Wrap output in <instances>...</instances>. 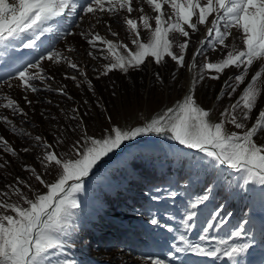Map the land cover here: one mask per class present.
Returning a JSON list of instances; mask_svg holds the SVG:
<instances>
[{"label": "rangeland", "instance_id": "1", "mask_svg": "<svg viewBox=\"0 0 264 264\" xmlns=\"http://www.w3.org/2000/svg\"><path fill=\"white\" fill-rule=\"evenodd\" d=\"M10 2H15V0H10ZM76 2L80 7L74 14L69 12L64 17L51 22L57 31L46 33L37 41L36 46L40 51L37 50L38 52L32 55L34 57L28 61V64L40 63L45 74L54 78L46 82L51 86L50 88L45 87L41 81H33L40 90L36 93L26 92L15 79L19 71L26 68L20 62L21 57L16 52L19 51L23 43L27 42L28 38H31L30 34H25L21 39H13L0 44V104L7 102L2 99L7 96L15 99L27 113L26 116L13 114L11 109L0 107V115L7 116L16 126L14 132L11 125L0 122V136L8 140L9 145L17 152L16 156H12L0 148V163L6 164V167L0 168V199L9 203L23 204V201L12 193L9 187V185H15L17 177L32 185V191L24 189L29 198H34L37 192L46 191L31 173L25 171L26 165L36 168L47 181L51 182L55 179L54 175L46 174L40 165L38 157L42 153V148L35 140L36 136L43 137L46 142L52 143L54 147H56L55 142L59 137L65 141L66 146H70L71 142L81 135V128H87L89 135L100 138L104 134V130L110 126H119L124 130L142 126L151 119L162 115L169 107H175L181 103L187 90L190 94L194 82L197 103L205 110H210V120L212 123H216L220 119V112L236 102L250 82L251 76L264 64V61L254 62L245 83L241 84L231 96L228 95L231 89L225 88V81L232 83L229 78L240 74L241 69L235 67L226 69L220 75L219 80L209 78L215 74L214 70H206L204 80L200 81L201 66L205 59L210 62H217L223 58L220 50L212 51L210 47L205 45V55L196 57L197 66L191 69L192 54L198 48L202 36L206 34L204 26H200L199 31L192 34L185 57L186 67L181 68L169 57H165L161 64H156L151 57H148L145 64L140 68H130L126 73L116 69L105 76L101 73L106 64L114 61V57L107 52L106 46L100 42H97L98 48L93 49L81 33H88L89 39L92 38V34L98 33L105 39L114 42L122 41L129 48L135 50V45L131 43L133 37L121 20V17L126 16L127 13L121 12L119 17L94 16L92 14L85 16L82 6L87 4L89 0H77ZM139 6L134 0V7ZM143 6L145 14L149 17L156 15L150 6L147 4ZM165 10H168V6H165ZM139 15L138 12H134L132 18L138 20ZM105 22L110 23L112 31L119 33V35L112 36L107 30ZM150 24L153 28L155 27L154 19H150ZM233 31L235 32V30ZM60 33L71 34L61 38ZM140 39L147 43L151 39V32L141 28ZM170 39L174 41L173 51L179 52L176 45L183 42L184 38L172 33ZM226 43H231V37ZM237 45L243 47L240 41H237ZM69 49L74 51H69ZM99 49H104V51ZM50 51H58L79 64L81 69L87 73V77L85 78L71 69L65 62L56 63L41 59ZM118 51L123 52L122 49ZM89 52H93L96 58L89 56ZM226 52L227 49L224 50V54ZM157 73L160 79L156 78ZM71 75H76L77 80L66 79V76ZM89 80L91 86L88 84ZM257 83L260 88V95L256 107L250 114L251 119L242 121L248 127H251L255 122L259 111L264 110V78ZM58 88H63L67 95H61L56 91ZM25 96L28 97L31 104L24 100ZM73 109L79 110L78 113H75L80 117L79 122L70 119L74 115ZM73 127H76L75 133L72 132ZM225 130L227 132L244 131V129H236L232 125H226ZM22 133H28V135ZM169 136L170 134L148 133L134 140L126 141L120 148L104 157L92 173L84 178L83 190L75 194L80 203V208L74 210L75 215L72 218L75 230H70V237H64L67 243L61 252L50 257L51 264H62L64 260L73 261L74 264H149L148 257L164 260L165 264L167 260L172 263L173 258L176 257V259L178 258L175 260L176 264H181L182 260L179 257H183L182 254L185 255L188 252L183 251L180 254L181 251H175L177 247L174 246V243H178L179 247L181 243L183 244L178 239L179 231L188 240L191 231L199 230L201 236L205 235L204 229L208 223H214V227L207 233L209 239L206 241L209 242V245L204 246L226 247L221 246L218 242L221 239H226L229 240V244H232L233 238H230V233L243 227L245 235L234 238L233 244L251 243L252 247L249 251L255 259L262 255L263 260L258 264H264V199L247 209V223L241 221L238 227H234L232 223L238 217L235 214L236 211L232 209L230 214L224 215L215 207V200L209 197L204 204L195 209L197 215L192 221H189L192 227L185 229L183 221L187 213L192 211L190 205L200 197L192 191L193 186L198 182V178L180 179L178 174L171 173L168 169H170L171 164L170 157L183 154L181 149L194 150L175 144V141ZM256 139L257 143H264V134ZM66 146L56 147V151L60 155H64ZM24 148L31 150L24 152ZM197 152L203 155V158L195 160L188 158L189 164L209 161L213 168L217 169L215 174L218 176L216 179L220 180V175H223L220 171L222 168L234 174L235 188L232 195L237 196L240 192L245 191L252 194L264 191V185L249 183L245 186V174L243 172L218 165L207 158L204 153ZM160 153L166 160L157 162L154 160L155 155ZM134 162L139 163L138 168L133 166ZM133 168L135 171H142L143 168L145 172H149V179L157 180L148 184L144 190L139 189L135 192L137 198L142 201V206L135 204L131 198L128 200L127 208L126 205L116 201V208L127 209V215L123 216L109 205L107 198L110 197L108 195L117 197V188L126 185V175ZM142 173L144 174V172ZM143 176V181H145V174ZM227 180L233 179L228 178ZM136 181L138 182L137 179ZM6 192L9 193L8 196H4ZM177 209L180 211L179 215H177ZM166 210H169L167 217H165ZM0 212H4V209H0ZM215 212L220 213L219 218L213 216ZM6 214L13 213L9 211ZM240 215L243 219V214ZM100 217H105L107 222H112L115 226L119 224V230L114 232V230H109V226H101L98 222L101 220ZM153 218H156L159 224H151L150 221ZM220 218L226 220L227 223L223 225L215 223ZM129 221L141 226L134 232V239L132 235L124 231L121 225H126ZM88 227L93 230L94 234L96 233L97 244L92 242L91 248H88L90 240L84 236L85 229ZM101 234H106V238H100ZM201 236L194 239H200ZM154 239L157 242L155 248L152 246ZM166 246H168L167 249ZM167 250L172 251L175 255L165 257L162 251L169 254ZM249 251L241 255L239 264H249L251 260ZM229 262V259L223 255L210 259V263L213 264H229Z\"/></svg>", "mask_w": 264, "mask_h": 264}, {"label": "snow or ice", "instance_id": "2", "mask_svg": "<svg viewBox=\"0 0 264 264\" xmlns=\"http://www.w3.org/2000/svg\"><path fill=\"white\" fill-rule=\"evenodd\" d=\"M135 2L140 6L134 7V0H89L82 6L85 16L92 14L119 17L121 12L127 13L121 20L133 37L131 43L135 45V50L122 41L114 42L101 37L98 33L92 34L91 39L88 38V33H81L93 49H97V42H100L114 57L113 62L105 65L102 75L106 76L116 69L126 73L130 68H140L148 57L156 64H161L165 57H169L181 68L186 67L185 57L192 34L197 33L200 26L206 29V38L200 41V46L192 54L190 67L197 66L196 57L205 55V45L212 51L220 50L223 56L217 62L205 59L201 66L200 81L204 80L206 70H214L215 74L209 78L219 80L226 69L232 67L241 69L240 74L229 78L232 83L225 81V88L231 89L228 93L231 96L245 83L254 62L264 61V0H135ZM144 4L150 6L156 13L154 17L145 14ZM165 6H168L167 11ZM78 7L80 6L76 0H15V2L0 0V44L30 34L31 38L23 43V47L35 48L42 36L57 31L52 21L64 17L69 12L74 14ZM134 12L140 14L138 20L132 18ZM150 19L155 21L154 28L150 24ZM105 26L112 36L119 35L112 31L110 23L105 22ZM141 28L151 32V39L147 43L140 39ZM172 33L184 38L183 42L176 45L179 52L173 51L174 41L170 39ZM68 34L71 33H60V36L63 38ZM230 37L231 43H226ZM237 41H240L243 47H239ZM119 49L123 52L118 51ZM88 55L96 58L93 52H89ZM41 59L56 63L65 62L71 69L87 77V73L79 64L58 51H50ZM156 78L160 79L158 73ZM262 78L264 64L251 76L250 82L236 102L220 112V119L216 123L210 120V110H205L197 103L194 82L190 94L181 103L169 107L162 115L142 126L128 130L110 126L104 130L100 138L89 135L87 128H81V135L73 140L70 146H66L65 141L58 137L55 144L56 147L66 146L64 155H60L52 143L46 142L39 135L36 136L35 140L42 148V153L38 157L40 165L46 174L54 175L55 179L47 181L36 168L26 165L25 171L31 173L46 191L37 192L34 198H29L24 189L32 191L31 184L17 177L15 185H9L12 193L18 196L23 204L0 199V209H4V212H0V264H51L50 257L61 252L67 243L64 237H70V230H75L72 218L75 215L74 210L80 208L75 194L83 190L84 178L92 173L104 157L120 148L126 141L144 134H170L172 140L204 153L216 164L227 165L230 169L243 172L245 186L249 183L264 185V143H257L256 139L264 134V110L259 111L251 127L242 122L251 119L250 114L256 107L260 95L257 82ZM15 79L26 92L36 93L40 89L33 81H41L45 87L50 88L46 82L54 78L45 74L40 63H31L19 71ZM66 79L76 81L77 76H66ZM88 84L91 86L90 80ZM9 86L11 87V84ZM56 91L61 95H67L63 88ZM2 99L7 102L0 104V107L11 109L13 114L27 115L15 99L7 96ZM24 100L31 104L27 96ZM78 111L73 109L74 115L70 117L71 120L79 122L80 117L75 114ZM0 122L11 125L12 131H16V126L7 116L0 115ZM226 125L244 131L227 132ZM72 132H76V127L72 128ZM0 148L12 156L17 155L16 150L3 136H0ZM30 150L23 149L24 152ZM4 167L6 164L0 163V168ZM207 191L210 193L211 189ZM8 195L9 193H4V196ZM208 199L209 194H204L191 203L192 211L187 213L183 221L185 229L192 227L189 221L196 217L195 209ZM9 211L13 214H6ZM213 216L219 218L220 213L215 212ZM150 222L153 225L159 224L156 218ZM215 223L223 225L227 221L220 218ZM213 227L214 223H208L204 229L205 235H202L200 240H208L207 233ZM244 235L245 229L241 227L231 232L230 238H240ZM178 239L187 248L177 247L176 252L191 250L211 257L223 255L233 261V264H236V257L252 247L251 243L229 244V240L221 239L218 243L226 247L209 249L200 244H191L184 235H180ZM147 260L149 264H165V261L159 258L148 257ZM62 264L74 262L64 260Z\"/></svg>", "mask_w": 264, "mask_h": 264}, {"label": "trees", "instance_id": "3", "mask_svg": "<svg viewBox=\"0 0 264 264\" xmlns=\"http://www.w3.org/2000/svg\"><path fill=\"white\" fill-rule=\"evenodd\" d=\"M182 153L181 155L172 156L171 164L169 172L178 174L180 179H187L189 177L198 178V182L196 185L193 186L192 191L199 196H202L204 194H209V197L213 198L215 200V207L221 211L224 215L230 214L231 210L234 209L236 212L235 214L238 215L236 218L237 220L232 223L234 226L240 225L241 221H246L247 217V209L251 206L257 204L260 200L264 199V191H258L254 194L250 192H240L237 196L232 195V191L235 188V180H234V174L231 172L226 171L225 169H221L220 171L223 173V175L220 179H216V170L213 168L212 163L207 161L206 163H194L189 164L188 158H192L193 160L197 158H203V155H201L198 152L195 151H189L185 149H181ZM156 158L154 159L157 162L166 160V158L163 157V155L156 154ZM169 159V158H168ZM191 163V162H190ZM139 163L134 162L133 166L138 168ZM145 174L146 180L143 181V173ZM157 174V173H156ZM149 172L144 171L142 168V171H135V168L129 171L127 177V183L122 188H117L118 194L117 197H111L107 198V201L109 202V205L112 206V208H115L117 212H120L123 216L127 215V209L117 207V203H120L122 205H126L127 208L128 200L129 198L134 201L135 204H138L140 206L143 205L142 201L137 198V195L135 194L136 191H139V189L144 190V188L147 187L148 184H152L157 179H149ZM232 178L233 180L228 181V178ZM138 180V182L136 181ZM142 187V188H141ZM129 188V189H128ZM208 189H211V192L208 193ZM142 196V195H141ZM145 197V196H143ZM121 206V205H119ZM240 214H243V219ZM240 215V217H239ZM245 215V216H244ZM101 220H98L99 224L101 226H109V230H114V232H117L119 229L118 225H114L112 222H107V219L105 217H100ZM133 220V219H132ZM135 220V219H134ZM124 228V231L127 234L135 235L134 232L137 231V229L141 228V226L136 225L135 222L129 221L128 224L124 225L121 224ZM98 226V225H96ZM84 236L88 237L90 240V245L88 248H91V243H96V233H93V230L88 227V229H85ZM106 234H101L100 238H106ZM142 236V235H141Z\"/></svg>", "mask_w": 264, "mask_h": 264}, {"label": "bare ground", "instance_id": "4", "mask_svg": "<svg viewBox=\"0 0 264 264\" xmlns=\"http://www.w3.org/2000/svg\"><path fill=\"white\" fill-rule=\"evenodd\" d=\"M206 35V34H205ZM205 35H203L202 36V38H201V40L202 39H204V37H205ZM200 40V41H201ZM199 46H200V43H199ZM198 46V47H199ZM21 49H23V47H21ZM197 49V48H196ZM24 50V49H23ZM192 69V68H191ZM191 74H192V71H191ZM188 93H189V90H187V92H186V94L184 95V98L188 95ZM183 98V99H184ZM170 137V136H169ZM175 141V140H174ZM175 143H176V141H175ZM101 164H102V162H101ZM179 233H180V235H181V231H179ZM179 235V236H180ZM191 242V244H199L200 243V245L202 246V247H206V248H209V249H214L215 247L214 246H204V245H209V242H207V241H202V240H200V239H194V240H191L190 241ZM174 246L175 247H179V245H178V243H174ZM180 247H182V248H187V246L185 245V244H182L181 243V245H180ZM176 249V248H175ZM186 252H188V253H185V255L184 254H182V252L183 251H181V253L180 254H182L183 255V257H179V259H181L182 260V262H181V264H189V263H191V261H188L189 260V257L192 255V257H205V258H210L211 256H205V255H201V254H198V253H196V252H193V251H191V250H185ZM179 256V255H178ZM178 259V258H177ZM176 259V257H174L173 258V260H172V263L173 264H176V261L175 260H177ZM178 263H180V262H178Z\"/></svg>", "mask_w": 264, "mask_h": 264}, {"label": "water", "instance_id": "5", "mask_svg": "<svg viewBox=\"0 0 264 264\" xmlns=\"http://www.w3.org/2000/svg\"><path fill=\"white\" fill-rule=\"evenodd\" d=\"M176 143L179 144V142H177V141H176ZM180 145H181V144H180ZM182 146H184V145H182ZM184 147H186V146H184Z\"/></svg>", "mask_w": 264, "mask_h": 264}]
</instances>
